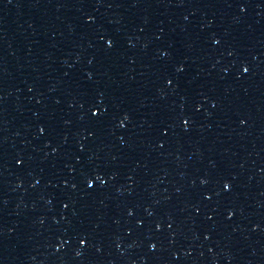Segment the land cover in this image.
Returning a JSON list of instances; mask_svg holds the SVG:
<instances>
[{
    "label": "water",
    "instance_id": "95a60500",
    "mask_svg": "<svg viewBox=\"0 0 264 264\" xmlns=\"http://www.w3.org/2000/svg\"><path fill=\"white\" fill-rule=\"evenodd\" d=\"M0 264H264V0H0Z\"/></svg>",
    "mask_w": 264,
    "mask_h": 264
},
{
    "label": "snow or ice",
    "instance_id": "6c2138e0",
    "mask_svg": "<svg viewBox=\"0 0 264 264\" xmlns=\"http://www.w3.org/2000/svg\"><path fill=\"white\" fill-rule=\"evenodd\" d=\"M241 9L243 10V6H241ZM90 19H91V18H90ZM214 42H218V41H214ZM107 44H108L109 47L112 46V40H111L110 38L107 40ZM179 70H181V69H178V71H179ZM244 71L247 72L248 69L245 68ZM89 75H90V74H89ZM168 83L171 84L172 81L169 80ZM98 112H99L98 109H94V110L92 111V115H93V116H97V115H98ZM99 114H100V115H103L102 113H99ZM125 120H127V116H126V115L124 116V119L120 121V125H121V126L124 125V121H125ZM187 123H188V122L185 121V127H187ZM40 131L43 132V131H44V128H41ZM90 135H91V133H90ZM17 163H20V161H17ZM97 179H99V176H97ZM86 183H87V186H88V187H91V186H92V181H91L90 179H87V180H86ZM73 187H75V185H73ZM223 187H224V189H226V190H227V189H230V184H229L228 182H225L224 185H223ZM65 207H67V205H65ZM229 215H232V213H229ZM159 227H160V226L157 225V228H159ZM84 242H85L84 240H81V241H80L81 244H83ZM152 247L154 248L155 245H152ZM77 255H80V253L78 252Z\"/></svg>",
    "mask_w": 264,
    "mask_h": 264
}]
</instances>
